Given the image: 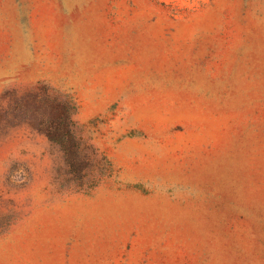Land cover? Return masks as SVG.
Returning a JSON list of instances; mask_svg holds the SVG:
<instances>
[{
    "label": "rangeland",
    "instance_id": "374dc122",
    "mask_svg": "<svg viewBox=\"0 0 264 264\" xmlns=\"http://www.w3.org/2000/svg\"><path fill=\"white\" fill-rule=\"evenodd\" d=\"M0 264H264V0H0Z\"/></svg>",
    "mask_w": 264,
    "mask_h": 264
}]
</instances>
